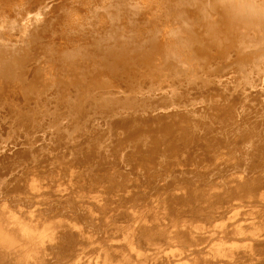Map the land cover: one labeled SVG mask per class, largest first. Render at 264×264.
Wrapping results in <instances>:
<instances>
[{
	"label": "bare ground",
	"instance_id": "6f19581e",
	"mask_svg": "<svg viewBox=\"0 0 264 264\" xmlns=\"http://www.w3.org/2000/svg\"><path fill=\"white\" fill-rule=\"evenodd\" d=\"M53 15L52 38L40 45ZM36 43L48 87L31 114L44 121L63 108L78 127L60 129L51 115L59 129L37 148L42 156L14 145L23 140L20 111L2 97L7 82L28 86L21 61ZM227 49L236 73L206 93L201 80L191 87L187 72H203L210 50ZM134 58L169 67L174 79L191 67L186 88L145 104L149 114L129 96L135 110L123 116L122 97L120 116L106 118L113 138L110 124L108 138L99 135L84 106L95 117L101 105L116 110L84 85L103 89ZM0 99V264H264V15L241 14L234 0H0Z\"/></svg>",
	"mask_w": 264,
	"mask_h": 264
},
{
	"label": "rangeland",
	"instance_id": "374dc122",
	"mask_svg": "<svg viewBox=\"0 0 264 264\" xmlns=\"http://www.w3.org/2000/svg\"><path fill=\"white\" fill-rule=\"evenodd\" d=\"M54 17V18H53ZM52 19H48L47 18V21H46V24H45V29L43 30V31H45V32H40V36L38 35V39H37V41L41 38V36H42V41H40L39 40V44L41 45V44H43L45 41V43H47L48 41H50L51 40V36H49V35H51L50 33H49V30L50 31H52L51 29H50V26H51V28H54V26L56 25V21L58 20L57 18H55V15H53L52 17H51ZM197 18V17H196ZM54 21V23H52ZM47 22H48V24H47ZM51 23V24H50ZM50 25V26H49ZM54 25V26H53ZM47 26V27H46ZM49 26V27H48ZM48 29V30H47ZM42 30V29H41ZM46 31H48V32H46ZM41 34H43V35H41ZM48 37H51L50 39L48 38ZM44 38H46L45 40H44ZM48 40V41H47ZM44 41V42H43ZM43 42V43H42ZM38 43H36V45H37V47H36V45L35 46H33L32 48H31V50H30V58L28 57V55L27 56H25V58H24V61L26 62H24L23 60L21 61V64H22V66H21V69H20V77H21V79L23 80L24 78V80H26L25 82H24V87H26L27 85V87L26 88H23V84L22 83H14L13 82V84H12V82L11 83H8L7 82V84L9 85V84H11V86L13 87H10L12 90H10V88L8 87L7 88V86H4V88L6 87L7 89H9L10 91H8V90H6L7 92H5V90H4V94H3V96L2 97H4L3 99H4V101H6L5 103L7 104H3L4 105V107L5 108H7V106L9 105V108L10 109H12L13 107L16 109V111L18 110V111H20V112H18V114L20 115V120L21 121H23L24 122V120L25 119H27V120H30L31 119V123H30V121H27V120H25L26 122H27V124H28V122L32 125V127H30V126H26V122H24V124H22L23 122H21L20 123V125H22V126H20L19 125V122H20V120H19V118H18V120L16 119L15 120V123L16 124H14V125H16L15 126V128H18L19 127V129H21V131L19 132V131H17L18 133H20V139L22 140H24L25 141V139L24 138H26L27 136H28V139L30 140V142L31 143H28L29 142V140H28V142L27 141H20V140H18V142L20 141V143H18L17 142V144H14V145H16L17 146V148H18V146H20L18 149H20V150H22V152H25V153H31V154H29V155H33L34 154V152L35 153H37V152H39V156H42L44 153L43 152H41L40 153V151H38V150H41V149H43V148H46L47 146H48V142L50 141V140H48L49 138H51V135H50V133H52L53 134V130L55 129L56 130V128H58V127H60V129H61V127L62 128H64L65 130H67V128H69L68 130L69 131H72V130H74V128H76L75 130L76 131H78V127H77V121L73 118V117H70V115H69V117L71 118V121H70V118L68 119L67 117L68 116H66V115H68L69 114V112H66L65 111V109H63L62 108V110H60V111H65L67 114H65V112H64V115H63V112H59V109H57V110H55L54 111V113L53 112H51L52 110H54V108H52V109H48L49 110V112H47L46 114L47 115H49V116H46L45 118H44V121L42 120V118L40 119L39 118V115L38 114H36L35 113V116L33 115V114H31L32 113V111L33 112H37V111H35L36 109L34 108L35 107V105H36V103H37V101H38V98L40 97V95H41V93L42 92H44L45 90H46V88L48 87V86H46V88H45V84H44V80H43V74H44V72H45V60H43L41 57V59H39V57L38 56H40L41 55V53L40 54H38V53H36V55H35V52H37V51H39L40 52V50H37V48L39 47V45H38ZM44 43V44H45ZM34 47H36V48H34ZM35 50V52H33L32 50ZM231 52V53H230ZM32 53V54H31ZM37 54H38V56H37ZM233 51H231V50H225V52H224V54H218L217 52H216V50H210L209 51V56L207 55V57H208V61H206V59H205V62H206V64H204V65H206V66H203V68L201 67V69H203V72H202V70H201V72H194V70H192L193 72H194V74H191L192 76H190V74L189 73H191V72H187V74L189 75V79L187 80L186 78H185V76L187 75L186 74V71H188V70H190L191 69V67H189L190 69H188V67L186 68V69H184V67H182L184 70H186L185 72H184V70H182L184 73H185V75L183 76V74L184 73H180L179 74V71L177 72L178 73V75H180L179 76V78L177 77V78H175L174 79V76H177V74H175L173 71H170V69H169V67H167L166 68V71L164 70V73L162 72L163 70L162 69H160V68H158V65L156 64V65H154V64H147V61L146 62H141V60H137V59H131V60H129L128 61V64L126 65V66H118L117 67V74H116V71H115V73H114V76H115V74L116 75H118V74H120V75H118V76H113L114 77V79H113V77L112 76H109L107 79H109L110 80V82L108 83V84H106L105 86H104V88L103 89H101V90H97V92L95 91V89H94V87L93 86H91V85H89L88 83H85V85L84 86H86V87H84L85 88V90H87V94L88 95H90V96H93V95H98L97 93H100V95H102V93H103V95L106 97L107 96V98H110L111 100V103H109L108 102V104H110L111 106H113V108L116 110V112H110L111 110H107V109H105V108H107L106 106H108V105H106V106H104V105H101V107L99 108V110H101L102 108V110L103 111H100V112H98V115L96 114V117L97 116H99V113H100V116H99V119H103V121H101V120H99L98 119V117L96 118L95 117V115L93 114V113H91V115L89 114V112L88 111H90L89 109H87V105H86V108H85V106H84V110L86 111H84V110H82V112L84 113L85 112V116L87 117V115L88 116H90V117H88V118H85L84 120L86 121V119H87V121H91L92 122V125H94L95 126V128H94V126H93V128L94 129H92V130H95V132H97V134L99 133V131H100V133H99V135L100 134H104V129L105 128H107V126L111 123H113V116H118V114L117 113H122L121 111H123L124 110V113H122L123 114V116H125L126 115V112L128 111L129 112V110H131V109H133L134 107H135V109L137 110V108H139L140 107V109L142 108V106H143V108L145 109V111L143 110V108H142V110L144 111V113L145 114H149V113H147V111H146V106H147V108L148 107H150V106H148V105H152V103H155V102H157V101H159V100H161V99H164L163 97H168V96H170L171 94H172V92L173 91H179V90H177V89H181V88H186L185 87V83H183L181 80H183V78H185L187 81H189V80H191L193 83L192 84H190V85H192L191 87H194L193 85H199V84H201L202 82H204V83H202V85L206 88V86H208L209 88H210V86L212 87V86H216V85H221V82L223 81V79H225L224 77H222V75H225L226 74V72H232L231 74H235L236 73V71H237V68H235L234 66V63H236L235 61V56L233 57ZM231 55V56H230ZM32 56H34L33 57V59H32ZM36 56H37V58H36ZM42 56V55H41ZM241 56V55H240ZM240 56H238L239 58H240ZM27 58V59H26ZM29 60V61H28ZM33 60V61H32ZM32 61V62H31ZM131 62V63H130ZM155 62V61H154ZM153 62V63H154ZM24 63H25V65H26V67H24L25 65H24ZM148 63H150V61H148ZM131 64V65H130ZM242 64V63H241ZM161 65V64H160ZM159 65V66H160ZM129 66V67H128ZM157 66V67H156ZM187 66V65H186ZM233 67L235 68V69H233ZM25 68V70H23ZM171 68V67H170ZM40 69V70H39ZM23 70V71H22ZM169 70V71H168ZM167 71H168V75L169 74H171V72H173V75H172V77H170L171 75H167ZM235 71V72H234ZM36 72H39L38 74H36ZM162 72V73H161ZM234 72V73H233ZM23 73L24 74H26V77H23L22 75H23ZM212 73V74H211ZM102 74V75H101ZM164 76V77H162V75ZM166 75H167V77L169 78H167L166 77ZM39 76H41V77H39ZM99 76L100 77H102V79H104V77H106L107 76V72L106 71H103V72H101L100 74H99ZM159 76V77H158ZM161 76V77H160ZM182 76H183V78H182ZM23 77V78H22ZM35 77V78H34ZM118 77V78H117ZM41 79L40 81H39V79ZM112 78V79H111ZM170 78H172V79H170ZM20 79V80H21ZM34 79L36 80V81H34ZM177 79L178 80H180V81H178V82H181L179 85H178V82H177ZM21 80V82H23ZM185 80V81H186ZM199 80H201L200 82H199ZM32 81H34V84H33V82ZM41 81H42V83H41ZM176 81V82H175ZM186 81V82H187ZM37 84H36V83ZM190 82V81H189ZM41 83V84H40ZM171 83H172V85H171ZM206 83V84H205ZM182 84V85H181ZM16 85H18V86H16ZM29 85H32L31 87H29ZM41 85V86H40ZM42 85H44V87H42ZM206 85V86H205ZM108 86H110V87H108ZM111 86H113V88L111 87ZM181 87V88H178V87ZM184 86V87H183ZM186 86H187V83H186ZM17 87V88H16ZM21 87V88H20ZM39 87H41V92L40 93H37V91H39ZM116 87V88H115ZM117 87H118V89H117ZM199 87H201L203 90V92H205L206 93V90H207V92H208V90H209V88L207 87L205 90H204V87H202V86H198L196 89H200L201 90V88H199ZM5 88V89H6ZM19 88V89H18ZM30 88L32 89V90H30ZM38 88V89H37ZM43 88V89H42ZM152 89V90H149V89ZM25 89H27L28 90V92H30V91H33V89H34V93L32 92V94H31V92L30 93H28V92H25ZM124 89V90H123ZM211 89V88H210ZM20 90V91H19ZM26 90V91H27ZM30 90V91H29ZM106 90V91H105ZM115 90V91H114ZM13 91V92H12ZM110 91V92H109ZM133 91V92H132ZM148 91H150V92H148ZM113 92V93H112ZM132 92V93H131ZM143 92V93H142ZM9 93V94H8ZM36 93V94H35ZM94 93H96V94H94ZM109 93V94H108ZM113 95H112V94ZM15 94V95H14ZM34 94V95H33ZM38 94V95H37ZM63 94H65L64 96H65V98H67L69 95H67V92H66V90H63ZM117 94V95H116ZM126 94V95H125ZM143 94V95H142ZM67 95V96H66ZM125 95V96H124ZM109 96V97H108ZM130 96V97H129ZM140 96V97H139ZM44 97V96H43ZM113 97H116L117 99H115V98H113ZM120 97V98H119ZM122 97H124V98H131L130 100L132 101L133 99H132V97L133 98H138V100L139 99H141V100H143L144 101V103H143V101H141V100H137L136 99V101H135V99L132 101L133 103H134V101L136 102V103H142L141 104V106H140V104L138 103V107H136V103L134 104L135 106L134 107H131L130 105H128V104H130L131 103V101H129L128 99V102H127V100L126 99H124V98H122ZM171 97V96H170ZM170 97H168V98H170ZM143 98H145V99H147L148 101H146L145 99H143ZM165 98V99H166ZM167 98V99H168ZM113 99H115L114 101H113ZM119 99H124V100H119ZM149 99H151V101L149 100ZM2 99H0V101H1ZM14 100V101H13ZM116 100L118 101V103L117 104H115L116 103ZM126 100V101H125ZM153 100V101H152ZM102 100H100L99 102H101ZM122 101H125V102H123L124 103V105L125 104H127L128 106L127 107H125V108H123L124 107V105H123V103H121ZM155 101V102H154ZM2 102V101H1ZM0 102V103H1ZM99 102H97V103H99ZM112 102H114L113 104H112ZM148 102H150V104L148 103ZM152 102V103H151ZM3 103V102H2ZM2 103H1V106H2ZM16 103V104H15ZM121 103V104H120ZM14 106H13V105ZM118 104H120V105H118ZM145 104H148V105H146L145 106ZM122 105V106H121ZM105 108H104V107ZM117 106H119V108H120V106H121V109L123 108V110H120L119 112H117L118 111V107ZM126 106V105H125ZM12 107V108H11ZM52 107V106H51ZM128 107H131V108H128ZM9 108H7L6 110H9L10 111V109ZM33 109V110H32ZM35 109V110H34ZM127 109V111L125 112V110ZM129 109V110H128ZM135 109H133V110H135ZM139 109V110H140ZM133 110H131V111H133ZM140 111V112H137L138 114H144V113H142L143 111ZM154 110V109H153ZM156 110V109H155ZM104 111H107V112H105L104 113ZM130 111V112H131ZM138 111V110H137ZM150 111H151V109H150ZM149 111V112H150ZM157 111V110H156ZM59 112V114L61 115V113H62V116H66L65 118H62V116H56V114ZM88 112V113H87ZM110 112V113H109ZM129 112V113H130ZM136 111H134V113H135ZM155 112V111H154ZM104 113V114H103ZM109 113V114H108ZM111 113H112V115H111ZM133 112H131L130 114H132ZM17 114V113H16ZM33 115V116H31V115ZM87 114V115H86ZM114 114V115H113ZM117 114V115H116ZM122 114H121V116H122ZM136 114V113H135ZM150 114H152V112L150 113ZM38 116V119H37V116ZM53 115H55V117L56 118H62L61 119V121L59 120V118L57 119L60 123H58V127H56V125H54L55 123L57 124V120H53L55 117L53 116V119H52V121H54L55 123L53 124V122H50V121H47V120H49L51 117ZM103 115H106V116H103ZM107 115H110V116H108L109 118H107ZM127 115H128V113H127ZM30 116L31 117H33V118H35V119H33V118H30ZM72 116V115H71ZM103 118H102V117ZM119 116H120V114H119ZM118 116V117H119ZM19 117V116H18ZM29 119H28V118ZM47 117H49V118H47ZM105 117V118H104ZM110 117H112L111 119H110ZM23 118V119H22ZM47 118V119H46ZM94 118V121H95V119H97L96 121L98 122V124L96 123V121L94 122L92 119ZM111 120L112 122H108V120ZM69 121H68V120ZM72 119H74V120H72ZM32 120H34V121H32ZM38 120V121H40L39 122V125L41 124L42 125V123H43V125H42V130L39 128L38 129V126H37V123H36V121ZM63 120V121H62ZM68 121L67 123L66 122H64V121ZM101 121V123H103L102 125H101V123H99V121ZM105 120V121H104ZM109 120V121H110ZM37 121V122H38ZM47 123H49V124H47ZM35 124H34V123ZM61 122H63V123H61ZM74 122H76V123H74ZM108 122V123H107ZM69 123V124H68ZM71 123V124H70ZM88 123V122H87ZM107 125H106V124ZM63 125V126H61V125ZM67 126H66V125ZM90 124V123H89ZM100 124V125H99ZM109 125V130L111 129V130H113L114 128H113V125ZM48 125V126H47ZM54 127L53 129H49V126L50 127H52V126ZM65 125V126H64ZM70 125H72V127H73V125H74V127L72 128ZM91 125V124H90ZM98 125V126H97ZM34 126V127H33ZM36 126V127H35ZM47 126V129H46V131H45V128L44 127H46ZM70 126V127H69ZM76 126V127H75ZM99 126H100V129L101 130H98L97 129V127L99 128ZM101 126L102 127H104V126H106V127H104V128H101ZM26 127V128H25ZM39 127H41V126H39ZM67 127V128H66ZM31 128V130H28V129H30ZM33 128V129H32ZM59 129V128H58ZM63 129V130H64ZM70 129H72V130H70ZM24 130V131H23ZM47 130H48V132H47ZM64 130V131H65ZM67 130V131H68ZM106 130V132L105 133H107L105 136H107V138H108V129H105ZM111 130L109 131V137L111 138V133L112 134H114V133H116V131H115V129H114V131L115 132H111ZM23 131V132H22ZM45 131V132H44ZM75 131V132H76ZM25 132V133H24ZM32 132V133H31ZM73 132V131H72ZM74 132V133H75ZM23 133H24V136H22L23 135ZM27 133V134H26ZM45 133V134H44ZM79 133H81L80 131L78 132V134ZM27 136H26V135ZM77 134V133H76ZM102 136V135H101ZM104 136V135H103ZM21 137H23V138H21ZM112 138H113V135H112ZM111 138V139H112ZM48 141V142H47ZM22 142V143H21ZM23 143H24V148H23ZM38 143V144H37ZM73 143V144H72ZM71 143V145H68V146H73L74 145V142H72ZM21 144V145H20ZM26 144L28 145L29 144V147L28 146H26ZM33 144V145H32ZM40 144V145H39ZM30 145L31 146H33V148H31V151L33 152H29V149H30ZM43 145H45V146H43ZM22 146V147H21ZM34 146L36 147L35 149H34ZM40 146H41V149H40ZM25 147H27L26 148V150H25ZM21 148H23V149H21ZM37 148H38V150H37ZM70 148V147H69ZM32 149H34V150H32ZM23 150H25V151H23ZM37 151V152H36ZM42 151V150H41ZM38 156V155H37ZM32 160H30V161H28V162H26L24 165H28V167H29V165H30V169H28L29 170V173L31 174L32 172H35V173H37V170L36 169H38L37 168V166L35 167V165L34 166H32L33 164L32 163H34V161H32ZM32 165H31V164ZM38 164V163H37ZM26 166H23L24 168L26 167ZM23 168V169H24ZM33 168L36 170V171H34L33 170ZM55 169H56V167H55ZM28 170H27V172H28ZM26 171V170H25ZM21 172H23L24 173V170H22ZM21 172H19L18 174H17V176L19 177V180L21 179V177H22V175H24V174H22L21 175ZM35 173H32L33 175H35L34 176V178H37L38 176H39V173H37V174H35ZM38 175V176H37ZM30 177H32V175L30 176ZM32 178H30L29 180H31ZM33 180V179H32Z\"/></svg>",
	"mask_w": 264,
	"mask_h": 264
},
{
	"label": "clouds",
	"instance_id": "9594fccd",
	"mask_svg": "<svg viewBox=\"0 0 264 264\" xmlns=\"http://www.w3.org/2000/svg\"><path fill=\"white\" fill-rule=\"evenodd\" d=\"M234 2L241 14L264 15V8L254 3H249L248 0H234Z\"/></svg>",
	"mask_w": 264,
	"mask_h": 264
}]
</instances>
